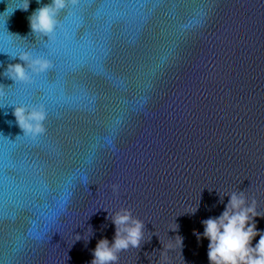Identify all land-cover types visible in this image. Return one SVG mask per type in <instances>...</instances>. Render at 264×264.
Here are the masks:
<instances>
[{
	"label": "water",
	"instance_id": "1",
	"mask_svg": "<svg viewBox=\"0 0 264 264\" xmlns=\"http://www.w3.org/2000/svg\"><path fill=\"white\" fill-rule=\"evenodd\" d=\"M50 2L0 0V264H91L121 208L145 236L118 264H209L232 192L264 212V0H79L47 41L28 17ZM24 50L53 67L15 83ZM21 104L48 112L37 141Z\"/></svg>",
	"mask_w": 264,
	"mask_h": 264
},
{
	"label": "clouds",
	"instance_id": "2",
	"mask_svg": "<svg viewBox=\"0 0 264 264\" xmlns=\"http://www.w3.org/2000/svg\"><path fill=\"white\" fill-rule=\"evenodd\" d=\"M79 0H51L32 12L28 17L29 26L33 34L41 38L47 37V41L54 39L59 25L60 13L69 5L75 6ZM40 3V0H37ZM30 0H24V6L19 8L27 11ZM19 63L7 65L3 75L15 83H29L33 76L48 72L52 62L43 55H33L29 50L21 51L18 55ZM4 93L0 90V96ZM12 115L16 125L23 135L32 141H37L46 134L45 121L48 112L43 104L39 105H13ZM113 192H118L119 185H112ZM256 201L249 204L242 191L232 192L223 213L217 218L203 220V237L209 240L208 260L209 264H264V232H258L254 218ZM111 221L115 225V235L110 243L108 239H100L93 251L91 264H118L119 254L129 248L139 249L145 236V223L135 217L129 208H121L111 215ZM198 239H199V234ZM259 235L260 239L252 246L253 239ZM80 235L77 234V240ZM182 247V238H180ZM170 246L163 245L160 259H166V249ZM159 264V260L157 261Z\"/></svg>",
	"mask_w": 264,
	"mask_h": 264
},
{
	"label": "snow or ice",
	"instance_id": "3",
	"mask_svg": "<svg viewBox=\"0 0 264 264\" xmlns=\"http://www.w3.org/2000/svg\"><path fill=\"white\" fill-rule=\"evenodd\" d=\"M92 2H99V3L103 4L104 3V0H92ZM44 55L46 57L50 58V54H48L47 51H45Z\"/></svg>",
	"mask_w": 264,
	"mask_h": 264
}]
</instances>
